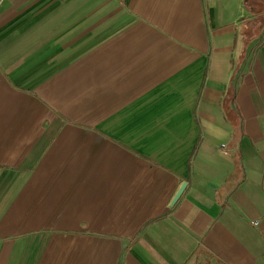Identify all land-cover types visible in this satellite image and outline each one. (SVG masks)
Instances as JSON below:
<instances>
[{
    "label": "crops",
    "instance_id": "crops-1",
    "mask_svg": "<svg viewBox=\"0 0 264 264\" xmlns=\"http://www.w3.org/2000/svg\"><path fill=\"white\" fill-rule=\"evenodd\" d=\"M0 264H264V0H0Z\"/></svg>",
    "mask_w": 264,
    "mask_h": 264
},
{
    "label": "water",
    "instance_id": "water-1",
    "mask_svg": "<svg viewBox=\"0 0 264 264\" xmlns=\"http://www.w3.org/2000/svg\"><path fill=\"white\" fill-rule=\"evenodd\" d=\"M185 182H183L179 188V190L176 192V194L174 195V197L172 198V200L170 201V205H173L175 203V201L180 197L183 189L185 188Z\"/></svg>",
    "mask_w": 264,
    "mask_h": 264
},
{
    "label": "built area",
    "instance_id": "built-area-1",
    "mask_svg": "<svg viewBox=\"0 0 264 264\" xmlns=\"http://www.w3.org/2000/svg\"><path fill=\"white\" fill-rule=\"evenodd\" d=\"M221 148H222L223 150H225V149H226V146H225L224 144H222V145H221ZM253 224H255V222H253Z\"/></svg>",
    "mask_w": 264,
    "mask_h": 264
}]
</instances>
